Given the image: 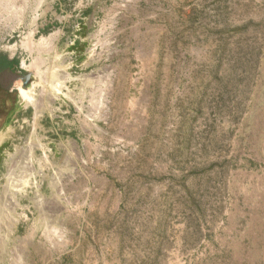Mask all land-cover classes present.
<instances>
[{
    "label": "rangeland",
    "instance_id": "1",
    "mask_svg": "<svg viewBox=\"0 0 264 264\" xmlns=\"http://www.w3.org/2000/svg\"><path fill=\"white\" fill-rule=\"evenodd\" d=\"M0 55V264H264V0H0Z\"/></svg>",
    "mask_w": 264,
    "mask_h": 264
},
{
    "label": "crops",
    "instance_id": "2",
    "mask_svg": "<svg viewBox=\"0 0 264 264\" xmlns=\"http://www.w3.org/2000/svg\"><path fill=\"white\" fill-rule=\"evenodd\" d=\"M20 66H21V64H20ZM10 93H11L10 90H6V89L4 90L0 86V101L1 100H2V102L5 101L4 102L5 104H3V103L1 104L2 109L0 111V131L2 130L1 133L4 132L5 130L9 131L10 124H11V118H12L11 113H12V111L8 108V104L10 103L9 97L11 96ZM2 98H4V100ZM1 144H0V146H1Z\"/></svg>",
    "mask_w": 264,
    "mask_h": 264
},
{
    "label": "trees",
    "instance_id": "3",
    "mask_svg": "<svg viewBox=\"0 0 264 264\" xmlns=\"http://www.w3.org/2000/svg\"><path fill=\"white\" fill-rule=\"evenodd\" d=\"M17 65L16 58L9 59L6 56L0 55V71H12ZM4 100V98H2ZM5 101H0V111H1V104H5Z\"/></svg>",
    "mask_w": 264,
    "mask_h": 264
},
{
    "label": "bare ground",
    "instance_id": "4",
    "mask_svg": "<svg viewBox=\"0 0 264 264\" xmlns=\"http://www.w3.org/2000/svg\"><path fill=\"white\" fill-rule=\"evenodd\" d=\"M20 94H21V97L25 100H27L28 102L30 101V96L28 95V93L25 91V90H20Z\"/></svg>",
    "mask_w": 264,
    "mask_h": 264
},
{
    "label": "water",
    "instance_id": "5",
    "mask_svg": "<svg viewBox=\"0 0 264 264\" xmlns=\"http://www.w3.org/2000/svg\"><path fill=\"white\" fill-rule=\"evenodd\" d=\"M29 79H30V74H27V75L24 77L25 82L23 83V87L26 86L25 84L29 81Z\"/></svg>",
    "mask_w": 264,
    "mask_h": 264
},
{
    "label": "flooded vegetation",
    "instance_id": "6",
    "mask_svg": "<svg viewBox=\"0 0 264 264\" xmlns=\"http://www.w3.org/2000/svg\"><path fill=\"white\" fill-rule=\"evenodd\" d=\"M26 75H23L21 78H20V80H22V82L24 83L25 82V80H24V77H25ZM31 79V78H30ZM30 79H29V81H30ZM29 81L27 82V83H29Z\"/></svg>",
    "mask_w": 264,
    "mask_h": 264
}]
</instances>
